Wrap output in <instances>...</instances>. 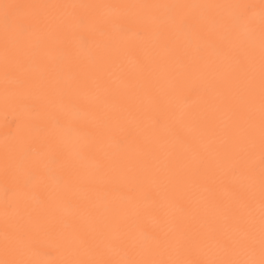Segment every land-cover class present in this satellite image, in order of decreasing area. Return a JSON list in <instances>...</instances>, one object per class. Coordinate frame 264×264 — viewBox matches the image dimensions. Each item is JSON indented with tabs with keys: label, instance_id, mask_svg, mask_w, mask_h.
Segmentation results:
<instances>
[{
	"label": "bare ground",
	"instance_id": "obj_1",
	"mask_svg": "<svg viewBox=\"0 0 264 264\" xmlns=\"http://www.w3.org/2000/svg\"><path fill=\"white\" fill-rule=\"evenodd\" d=\"M6 3L37 7L17 13L7 79L0 7V261L258 260V243L249 252L226 242L244 236L250 205L259 239L260 17L251 38L221 21L235 11L226 6L259 13L261 0ZM53 5L78 7H44ZM90 5L224 7H80ZM58 119L77 122L91 149L70 136L57 152ZM249 153L254 194L226 173ZM6 200L18 202L7 216Z\"/></svg>",
	"mask_w": 264,
	"mask_h": 264
},
{
	"label": "snow or ice",
	"instance_id": "obj_2",
	"mask_svg": "<svg viewBox=\"0 0 264 264\" xmlns=\"http://www.w3.org/2000/svg\"><path fill=\"white\" fill-rule=\"evenodd\" d=\"M3 8V22L5 31V77L7 79L9 71L11 70L9 57L12 54L9 48V37L11 34L15 33L19 27V17L17 13L20 9L25 7H37L29 5H19V4H3L0 5ZM44 7H78L76 5L72 6H44ZM80 7H92V8H128V7H138V8H163V9H178V8H214V7H224L218 5H90V6H80ZM231 9H234V13L228 18L223 19L221 24L226 27H231L237 29V36L241 34L246 35L251 38L254 29L251 27L256 16L260 17V129H259V195H260V214H259V239H256V221H255V207L249 206L246 212L247 219L245 223L247 224V231L244 236L238 240H230L226 242L228 247L238 246L249 252H254L256 245H259L260 258L254 259H244V260H232L226 262H220V264H264V0H261L259 7V13H257V5L252 4H233L228 5ZM58 133L54 134L49 138V143L55 146L57 152L62 151V147L68 142L66 137L79 136L83 141L77 146V150L80 153L89 151L91 145L87 142L86 134L81 132L80 125L75 121L63 122L57 120ZM251 147L255 148V143L251 144ZM43 155V154H42ZM39 160L37 163L39 164ZM59 163V159L56 153H53L47 160L45 165V172L51 173L53 171L54 165ZM257 163L253 158L251 153L247 154L244 158L233 159L227 163L226 173L231 174L235 183L247 185L249 192L254 194L255 186L257 183L256 176ZM9 168L5 167L6 183L8 180ZM13 179L16 177L13 175ZM32 177L26 176L24 179V187H28L31 182ZM9 188L6 187V195ZM143 196H147V193H142ZM18 202L13 200L5 201V215L7 216V210L9 207H13ZM133 213L136 216L141 215V210L133 208ZM83 243V241H81ZM0 264H17V262L0 261ZM24 264V262H21ZM30 264H40V262H30ZM135 264V262H133ZM148 264V262H144ZM151 264H156V262H151Z\"/></svg>",
	"mask_w": 264,
	"mask_h": 264
}]
</instances>
